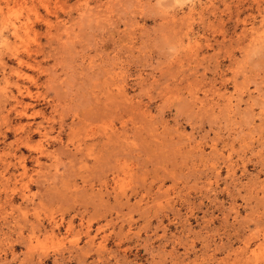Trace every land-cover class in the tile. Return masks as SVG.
Returning <instances> with one entry per match:
<instances>
[{"label":"rangeland","instance_id":"rangeland-1","mask_svg":"<svg viewBox=\"0 0 264 264\" xmlns=\"http://www.w3.org/2000/svg\"><path fill=\"white\" fill-rule=\"evenodd\" d=\"M0 264H264V0H0Z\"/></svg>","mask_w":264,"mask_h":264}]
</instances>
